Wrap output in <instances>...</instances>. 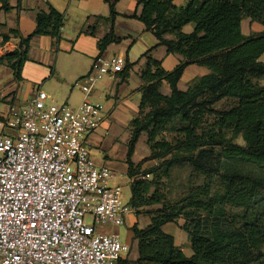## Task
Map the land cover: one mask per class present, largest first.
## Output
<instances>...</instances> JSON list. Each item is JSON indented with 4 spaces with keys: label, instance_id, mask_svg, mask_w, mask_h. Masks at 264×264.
Listing matches in <instances>:
<instances>
[{
    "label": "trees",
    "instance_id": "obj_1",
    "mask_svg": "<svg viewBox=\"0 0 264 264\" xmlns=\"http://www.w3.org/2000/svg\"><path fill=\"white\" fill-rule=\"evenodd\" d=\"M1 9L10 10L9 0H0ZM111 18L116 12L111 3ZM142 9L132 16L144 22L160 44L167 46L169 53L183 56V60L172 70L164 69L161 62L146 52V67L142 70L145 82L140 105V115L132 120V136L128 145V176L131 178L130 204L139 208L161 204L165 206V192L141 175L150 174L152 169H143L149 159H161L174 150L188 152L182 160L189 162L196 170L206 174L213 171L206 161L208 153H215L220 146V155L228 160L251 162L264 166V31L245 36L242 32L243 17H250L264 25V0H186L178 8L173 0H140ZM65 16L51 3L39 9L36 27L27 36L18 29L11 34L20 37L19 47L11 53L0 56V63L15 70L17 79L22 78V69L29 59L32 39L37 35H51L60 38ZM194 23L190 33L183 26ZM172 34V38H166ZM10 39L9 35L4 40ZM113 29L100 41L104 50L110 43L118 42ZM197 63L207 66L211 73L204 75L188 90H181L178 81L186 67ZM163 82L171 87V94L161 92ZM224 100L233 103L226 108L216 105ZM216 115L211 128L206 131L208 116ZM179 117L186 125L181 132L184 139L158 140L167 125ZM201 129V131H199ZM232 129L242 134L244 145L225 139L222 130ZM143 132L148 134L151 155L135 163L133 155ZM210 148V149H206ZM197 151V153H195ZM143 172L139 176V173ZM225 193L218 198L194 199L189 207L195 211L187 215L182 228L190 235L193 254L187 256L176 245L172 234L163 226L174 222L185 207L168 211L166 207L148 210L151 222L146 227L137 223L131 227L133 238L138 241L139 258L135 263L155 264H251L261 260L264 246V182L249 175L233 172L225 175ZM152 190V191H151ZM230 205L243 210L241 223L226 227L220 222L210 225L197 212H213L215 206ZM263 209L255 213L254 209ZM131 261L121 260V264Z\"/></svg>",
    "mask_w": 264,
    "mask_h": 264
},
{
    "label": "built area",
    "instance_id": "obj_2",
    "mask_svg": "<svg viewBox=\"0 0 264 264\" xmlns=\"http://www.w3.org/2000/svg\"><path fill=\"white\" fill-rule=\"evenodd\" d=\"M125 66L121 55H98L79 79L85 100L77 107L49 102L43 89L10 103L5 127L13 133H0V264H121L130 252L99 227L123 226L135 208L86 141L106 109L91 92Z\"/></svg>",
    "mask_w": 264,
    "mask_h": 264
},
{
    "label": "crops",
    "instance_id": "obj_3",
    "mask_svg": "<svg viewBox=\"0 0 264 264\" xmlns=\"http://www.w3.org/2000/svg\"><path fill=\"white\" fill-rule=\"evenodd\" d=\"M139 1L9 0L10 10L1 9L0 1V56L19 47L20 37L11 34V30L18 29L23 36L34 31L37 12L45 8L47 2L65 16L59 39L51 35H37L32 39L29 59L22 69V78L17 79L11 66L0 63V133H13L5 127L10 103L26 102L43 89L49 95V102L67 103L77 107L85 100V92L79 79L90 71L93 60L98 55L125 57V69L115 76L104 77L90 94L91 100L103 102L106 109L100 126L86 138L96 164L109 167L116 173L117 177L113 182L123 185V199L124 186L131 187V178L127 174V152L132 136V120L140 115L142 87L145 84L142 70L147 64V58L143 55L150 51V55L160 61L162 67L168 71H172L183 60L182 55L169 53L167 46L159 43L157 36L147 30L144 22L132 16L134 13L139 14L142 9ZM111 3L114 4L116 12L114 19L111 18ZM173 3L180 8L186 4V0H173ZM245 18L250 17H243L242 32L249 36L245 28ZM194 27L195 24L190 22L183 26V31L190 33ZM252 28L263 30L264 25L254 22ZM112 29L120 40L110 43L104 50L99 49L100 41ZM5 35H9L10 39L5 41ZM165 37L172 38V34ZM259 60L264 62V53ZM209 73L211 69L207 66L190 64L178 81V87L184 91L188 90ZM161 92L165 95L171 94V87L167 82H163ZM146 134L147 132H143L137 142L133 155L135 163L151 155V149L147 152H141L139 149L141 141L148 143ZM154 164L155 159H149L142 168ZM156 208H159L158 204L139 208L141 213H137L136 209L132 210L127 214L124 226L105 224L99 227L102 232L119 234L121 239V232L126 233L124 242L131 248L123 260L131 261L130 264H155L135 263L139 258V248L131 227L137 223L143 228L142 218L148 225L151 218L147 211ZM184 223L185 219L178 218L165 224L163 229L174 236L176 245H179L187 256H191L192 242L189 233L182 228Z\"/></svg>",
    "mask_w": 264,
    "mask_h": 264
},
{
    "label": "rangeland",
    "instance_id": "obj_4",
    "mask_svg": "<svg viewBox=\"0 0 264 264\" xmlns=\"http://www.w3.org/2000/svg\"><path fill=\"white\" fill-rule=\"evenodd\" d=\"M257 21H253L250 18H245V28L248 30V34L260 33L263 30L253 29L252 24ZM244 25V19L242 22V29ZM244 31V30H243ZM233 102L231 100H224L219 102L216 107L226 108L230 106ZM208 125L204 124L202 127L208 131L212 124L216 120V115L212 114L208 116ZM186 125L181 121L179 117L175 118L170 122L165 131L162 134H159L158 140L172 141L173 139H184V134L181 132L182 127ZM201 131V129H199ZM232 129H224L222 133L224 134L225 139L229 140L232 143L244 145L242 134L236 135ZM147 135V134H146ZM140 151L147 152L150 150L148 143L146 141L140 142ZM210 149V148H206ZM221 147L217 146L215 153H208L205 159L211 165L213 171L206 174L196 170L189 162L182 160L183 157L188 155V152L185 150L176 149L172 153L168 154L161 159L156 158L155 164L147 169H154L152 173L143 174L139 173V176L148 179L153 184L152 189L156 186H159L166 195L165 206L158 204L159 207H166L168 211L175 209H180L185 207L182 214L179 217L187 219V215L183 213H192L195 210L189 207V203L194 199H204L210 200L218 198L225 193V175L233 173L235 171L240 172L244 175H249L253 178H258L264 182V166L251 163V162H242L228 160L225 157L220 155ZM197 153V151L195 152ZM131 187L129 185L124 186V200L129 202L131 198ZM152 191V190H151ZM149 207V206H148ZM263 209L256 208L254 209L255 213H261ZM202 216L207 225L211 223L220 222L226 227H231L236 224L241 223V216L243 210L237 207L230 205H225L224 207L221 204H217L213 212H197L195 215L188 216V219H194L198 215ZM141 223L146 227L144 218L141 219ZM124 226V225H123ZM169 227V226H168ZM166 227V229H168ZM122 241H125L126 233L121 232ZM263 257L261 260L253 262L251 264H264V246L262 248Z\"/></svg>",
    "mask_w": 264,
    "mask_h": 264
}]
</instances>
